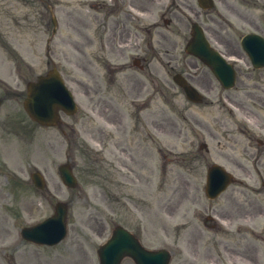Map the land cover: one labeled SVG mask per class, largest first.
Listing matches in <instances>:
<instances>
[{
  "label": "rangeland",
  "instance_id": "obj_1",
  "mask_svg": "<svg viewBox=\"0 0 264 264\" xmlns=\"http://www.w3.org/2000/svg\"><path fill=\"white\" fill-rule=\"evenodd\" d=\"M34 6H37V4L31 3L26 7L20 6L19 7L20 12L24 13V11H26L29 12L30 15H32ZM37 22L38 20H33V17H31L26 25L27 32L30 35V39H36V41L39 40L37 37V35L39 34L37 33L36 30H34V26H35L34 23ZM61 33L66 34L63 28L61 29ZM32 45L33 44L30 42V44L28 43L26 47L29 49L30 48L35 49V47ZM36 54L38 55L39 53L36 51ZM64 68L67 71H70L71 69V67L68 65L64 66ZM36 70L42 71L41 67H37ZM35 72L36 71L34 70V73ZM26 73H29V70H27ZM31 76H33V74H31ZM179 100L181 103L186 104V102L183 100L181 96L179 97ZM191 107H192V112L195 113L197 116H199L200 113H202V106L201 107L191 106ZM174 118L176 124H171L169 126V130L171 134L170 136H168L167 134L164 133L162 140L160 141L161 144L166 145L168 143H171L170 140H172V143H174L175 149L177 151L186 150L188 149L187 147L188 143L183 140V137L185 133L184 131L189 130V141H192L189 145L190 149H196L197 144L193 143L198 138L194 133L195 131L193 129H190L189 124L186 121H184V119L180 118L177 111L174 112ZM31 130L35 132L38 131L43 132V130L35 128L33 126H31ZM196 130L198 131V133L201 132L199 127H196ZM50 132L56 133L54 131H50ZM81 136L82 137L80 138L82 139H90L91 134L88 131H82ZM42 143H44L43 138L42 139L39 138V140L35 145L36 153L33 154L34 157L31 159V164L39 165V167H45V166L49 167L48 183L50 188L57 193L56 197L61 198L63 200H68L70 202V231L67 239L58 247H54L51 249L46 248L43 256L35 254L34 260L23 261L22 259H20V262L21 264H97L98 261H97V256L95 254L96 249L98 245L108 237L112 226L110 216L107 218L105 216V215L107 216L109 215V211L106 210V207L104 205L105 202H104L103 194L100 191H97L95 188L90 186L87 189V193L85 192L87 194L85 198L81 196L79 199H76L75 198L76 192H72L66 189L63 185H61L55 170H52L54 163L65 162L68 159L69 155H71V149L69 147V144L67 143V138L61 137L60 140L58 141L59 145L57 148V156L55 159H47L45 157L43 153ZM82 161L84 162L83 159ZM45 163L47 164L44 165ZM16 164L17 163H14L15 166ZM181 164L183 163L180 161L171 162L167 165V169H164L165 164L163 163V159L161 158V156H159L158 188L163 189L162 187H164L165 191L171 193L170 191L177 187L189 188L191 191H195L197 187H200L198 176H195L190 180V185L185 184V180H183L182 177H180V174L186 175L189 169H186V167ZM194 172H200V170L196 169L194 170ZM1 180L3 181V179ZM162 183L164 184L166 183V185L162 186ZM14 197L16 198L15 201L16 204L22 201L20 197L17 196ZM0 202L3 201L0 199ZM49 202L50 200L47 198L42 200L39 199L34 203V206H28L26 204H23L22 209L24 210V215H25L24 222L26 221L27 223L35 222L48 215L50 213V208L48 205ZM112 214H115L116 217H125V218L127 217L129 220L134 215V213H130L128 211L127 212L121 211L119 208H116L115 212H112ZM194 233L200 234L197 231H194ZM13 234H15V230ZM8 235L9 233L3 232L1 230L0 243L3 240H6ZM178 235H179L178 233L172 234L171 232L170 242L175 241ZM190 238H193L192 231H190L188 235L184 236V238L182 237L180 240V243L183 244V246L186 249L185 254L191 259L198 258L197 260L202 263V234L198 238L199 242L197 241L195 243V241L191 240ZM12 251H13V247H12ZM5 255H7L6 258L8 259V262L5 263L0 260V264H11L9 262L10 257L12 256L11 252H8V254L5 253ZM37 257L39 258L35 260V258ZM37 260H39L38 263L35 262ZM177 262H179V260Z\"/></svg>",
  "mask_w": 264,
  "mask_h": 264
}]
</instances>
